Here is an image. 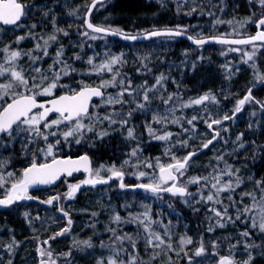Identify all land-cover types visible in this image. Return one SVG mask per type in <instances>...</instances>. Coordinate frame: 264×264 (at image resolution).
<instances>
[{
    "label": "trees",
    "instance_id": "trees-1",
    "mask_svg": "<svg viewBox=\"0 0 264 264\" xmlns=\"http://www.w3.org/2000/svg\"><path fill=\"white\" fill-rule=\"evenodd\" d=\"M92 1L93 0H53L51 6L48 3L47 5L43 4L32 8L27 18L25 17L26 19L23 22L24 28L19 32L26 37L25 49L28 50L32 45L34 46V44H37V42L42 45V38H46L44 35L49 36L58 34L57 42H51L53 45L48 49L50 56L44 58L43 62H50L52 60L51 57L55 55L58 48L63 46L64 52L62 58L71 63L78 72H84L87 69V58L94 57L95 62L100 61L98 56L100 48L102 49L101 53H104L103 58H105V52L110 55L122 54L126 63L124 70L121 72L123 75L126 74V76H129L134 86L143 83L144 80L147 81L145 77V79L141 77V71L150 68L152 69L150 73L148 71H145V73L157 77L160 74L164 75L167 73V76L165 75L167 79L163 81V90L166 96H168V94L179 93V96L185 99L190 97V92L194 90L193 93L191 92V97L197 98L212 92L211 94L216 96L218 103H215L212 110H208L206 113L209 115V113L212 112L217 119H220L222 115L225 114L232 116L236 102L239 100L238 98L241 97L240 99H242L248 93L249 89H251L252 96L255 100L264 103V83L254 88L262 82V80H259L257 77L264 76V46L257 44V48L260 47V49L256 51L253 60L248 63H244L235 55L229 56L228 59L222 57V50L226 45L216 44L200 47L203 50L204 57L199 61L198 67H193L195 64H193L192 58H189L188 64L184 59V63L178 64L180 60L177 56L172 57L173 60L171 63L169 60L170 58L165 55H161L158 60V58L154 57L155 54H157L156 49L151 48V54L148 55L149 53L147 54L144 48L149 47L155 40H158V44L154 47L160 49L162 40L159 39L160 37L158 39L154 38L135 43H124L117 39L107 37L114 45H103V41H92L80 37V27L84 25L83 15L85 16L88 6ZM110 1L104 6L103 11H98V13L95 12L92 15L93 23L99 26H110L113 29H120L126 34L133 35L164 29V27L176 28L177 26L186 27L190 35H195L197 33L204 37L218 35L215 33L216 29H212L211 27L208 29V23H210V21L206 19L208 17L215 18L219 16L222 6L225 9V14L228 15L227 18L233 20L249 17V19H252L255 23L259 17L264 15V8L259 5L257 0H252L251 3L249 0H186V2L185 0ZM193 7L196 8L195 12L191 11ZM189 12H191L190 15L186 14ZM209 12L215 15L210 16L208 15ZM45 13H47V15H45ZM55 14L57 17H55ZM244 14L247 15L244 16ZM53 22H55L56 28L63 29L68 35L64 36L62 33H56ZM56 24L58 26H56ZM32 25H35V28H33ZM253 28H255V25L252 29ZM200 29H202L201 32ZM11 40L12 39L8 37L0 40V48L3 45H7ZM88 41H92L95 48H90ZM177 42V45L170 44L169 46L172 47V45H174L175 47L183 49L185 47L189 49H199V47L191 46L184 39H178ZM81 45H83V48ZM132 51L135 52L133 53ZM76 54H79L83 60H75ZM135 56H139L140 60H135L137 58ZM141 61L147 64L148 69L141 67ZM29 63L30 61L27 57H24L21 62H19L20 66L24 68H27ZM161 63L163 65H161ZM127 65H129V67H127ZM226 65L229 66L226 67ZM164 67H167V69ZM129 69H131V73ZM137 69H139V71ZM163 70H165L164 73H161ZM178 71L180 72L178 73ZM201 72L204 77L201 75ZM28 74L31 75V73ZM65 78L68 79L70 84H74V87H78L77 81L80 79H84L88 82L99 81V78L96 76H80L76 74ZM217 78L219 79L217 80ZM177 80L178 82L180 81V85ZM196 80L198 81L196 82ZM192 84L196 85L197 89L196 86H192ZM184 85L187 86L185 87ZM181 88L189 93L187 92L188 94L186 93L184 95L185 90L182 92ZM110 90L112 91L113 89ZM235 90L237 93L233 94ZM193 94L197 95L193 96ZM228 101H230V103ZM231 101L236 102L232 103ZM173 102L175 103L178 101ZM157 107V110H162L163 104L159 103ZM150 122L151 117L146 116L145 112L141 115H136L133 127L136 136L135 140L124 138L125 136L120 132H115L111 134V136H107L99 141L96 140L94 143L91 138H88L87 142H82L80 144H76L73 140L67 148L61 143L56 151V157L68 155L77 156L85 153L90 157L93 167H98L100 164L106 166L115 164L119 167L124 160L129 158L132 147L138 146V155L142 161L150 160L155 162L156 157L164 160L162 159L164 156V147H162V143L152 138L146 128V125ZM223 123L225 125L221 124L217 127V130L220 132V137L209 145L207 149L202 148V144L212 139V133L207 128L203 119H198L194 128L189 126L192 129L188 128L189 130L187 132H182L181 129L169 130V128H166L165 130L171 131L173 135H177L181 141H187L186 147L181 146V144L177 145L175 150L177 157L183 158L189 152H198L204 149L199 156L192 157L191 161L195 162V165L188 168L186 173L187 177L207 175L212 171L213 167H225V162L227 165L231 166L234 176H225L223 179L225 181L232 179L233 182H235V179L238 177L240 179V185L235 188V191L221 193L220 198L225 206L231 204V201L227 199L228 196H231L233 200L236 201L234 207H229V214L235 219L236 209L242 210L245 205L252 203L250 197L245 196L244 193L255 192L257 199L260 198L261 193L260 189L256 187V181L264 182V110L261 108L260 104L249 102L243 106L241 112L235 114L233 119L227 120V122L223 121ZM151 126L152 128H157L154 123ZM186 126L187 125H183L184 128H186ZM225 128L227 131H224ZM165 130H158L157 134H162ZM90 136L92 135H88V137ZM238 136L241 137L239 140L237 139ZM4 138H6V136H2L0 139ZM53 138L56 139V137H51L49 140ZM29 140L33 142L29 143ZM6 142L5 148L0 151V155L3 156H0V161L2 159V163H6V167H4V171L0 170V172L7 173L11 171L16 176H19L25 168L30 166L33 161V153L36 152L38 148L45 146L44 141L35 137H29L27 132H20L18 135H14L12 138L7 139ZM130 142L134 144L131 146ZM121 143L124 146H122ZM114 144L116 146L115 148ZM241 144H243V147H241ZM126 146L129 148L127 149ZM158 147L160 148L158 149ZM218 156H223L224 160L218 162L215 159V157ZM37 162H43L42 154H37ZM131 162L134 163L132 160ZM141 168H144L142 164L139 170H141ZM128 170L129 178L125 181V185L129 187L125 189H121L113 180L109 184L102 185L103 187H85L80 190L76 194L75 199L71 201L64 202L61 193H58L56 196L61 197L58 202H54L52 205L41 203V201H45L43 194L47 191L60 188L59 190L64 192L66 183L77 177L74 176L63 179L57 187L51 189L32 190L33 195H35V197L33 196L34 199L22 200L10 205L8 208L0 210V236H2L0 237V244L3 245L0 246V264H9V261H11V264H33V261L38 259L37 249H39V243H44V241L48 240V244H50L51 248L59 253V258H61L60 264H97L98 260H106V258L112 254L109 248L100 247L102 241L105 244H110L112 242L110 240L111 233L107 231L109 227L117 228L118 231L122 229L121 234L126 232L134 238L137 237V232H140V237L136 238L135 252H133L131 244L128 241L124 242L123 247L127 249L129 254H138L139 261L142 262V264H178L179 260L188 264V257L192 254L191 249L197 248L200 243H203L206 249L209 245H212L213 242L218 244L227 242L229 245L231 244L230 242H234L235 240H233L232 236L228 235L244 228L241 221L246 216L242 215L241 219L235 221V223L224 221L225 227L220 228L216 226L214 227V231L209 232L207 230L210 226L208 217L212 214L207 211V208L212 205L193 203L192 206H188L182 202L180 197H173L167 193H161L160 196L162 198H158L150 193H146L142 189H134L132 186L146 181L137 182L133 178V173L137 171L136 168L129 166ZM197 187V185L189 186V190L194 192ZM261 187H264V184H262ZM206 194L207 192H205V195ZM3 196L4 189H0V197ZM145 204L150 207L154 220H160L165 225H169V222H171L169 225L170 240L167 236H163L164 228L161 225H153L154 230L163 236L166 244L170 243L172 245L171 250L166 246H161V248L147 247L144 239L146 234L142 232V229L138 225H116L112 223L111 217L115 213H119L122 217L127 218L129 213L138 214L143 212V205ZM169 204H171L172 207H169ZM126 205L128 207H125ZM61 207L64 211L69 213V217L72 220L70 231L62 236H56L55 239H49L65 228L67 223L68 218L64 217L59 210ZM215 207L219 209L221 206L215 205ZM194 209H199V211H194ZM93 213L97 215L94 216L92 215ZM25 214H27V216ZM211 223L214 224V221ZM90 225H94V227ZM185 236L191 237L193 243L189 246H183L182 250L180 239ZM255 238L257 239L256 245H259V247L251 249L253 256L251 264H264L262 260L264 258V240L261 241L258 237ZM13 241H15V243H13ZM77 241H90L92 247H87L82 244L78 245L76 243ZM10 243L13 244L12 247L14 248L12 252L9 250L6 251L7 248L6 250L3 249L4 245L7 247ZM117 247H120V245L117 244ZM236 248L237 249H234V254L238 253L237 260L243 261L247 259L248 254L240 250V247ZM26 253H28V255ZM65 253H70V255L65 258ZM185 253H187V255H185ZM154 255L156 258L152 259ZM127 258L128 256L125 255L124 259Z\"/></svg>",
    "mask_w": 264,
    "mask_h": 264
},
{
    "label": "snow or ice",
    "instance_id": "snow-or-ice-1",
    "mask_svg": "<svg viewBox=\"0 0 264 264\" xmlns=\"http://www.w3.org/2000/svg\"><path fill=\"white\" fill-rule=\"evenodd\" d=\"M186 2V0H185ZM251 3L252 0H249ZM262 8H264V0H257ZM103 4V0H95V2L89 5V12L86 14L90 16L91 10L96 7V4ZM29 6L24 4L22 0H0V24L9 26H19L22 19L27 15ZM192 12L196 11V8L191 9ZM222 11V9H221ZM188 15L191 12L186 13ZM47 15V13H45ZM208 15L214 16L215 14L209 12ZM240 22L241 26L244 23ZM88 31H84L82 36L87 37L89 40L95 41L102 39L107 35H118L126 40H138V39H150L152 37H180L185 36L186 39L192 41L197 46H201L205 43L216 42L219 44L229 45H252L251 52H244V56L247 57L244 63L253 60L256 54L257 42L261 46H264V16L255 21L257 32L254 36H248L241 39H228L227 36H211L204 37L197 33L195 35H189L188 29L183 26H177L176 28H165L162 30H154L150 32L142 33L141 35L125 34L120 29H113L112 27L94 25L90 19L84 21ZM227 23L230 26L232 21H223L219 18L215 19L212 27ZM55 28V22H53ZM35 28V25H32ZM235 31V29H234ZM56 33H62L67 36L68 33L63 29L55 28ZM102 34V35H94ZM227 35H232L229 33ZM25 36L17 37L15 43L19 44L24 40ZM43 39V44L39 42L35 45L34 49L27 52L14 49L11 45H5L0 48V135L12 138L14 135H18L20 132H27L29 137H35L44 141V147L38 148L33 153V161L29 167L25 168L19 176H16L13 172L7 173L0 172V189H4V196L0 198V206L8 207L15 202L22 200H32L33 196L29 194V189L38 185L53 184L62 175L72 176L75 172L83 171L87 174L86 178L77 184H70L69 190L65 194L67 199H72L74 194L85 185L95 187L99 184H109L113 179L118 180L119 187L125 189L129 187L123 182L126 172L123 170L126 166H131L137 169L133 173L138 180H147L148 182L139 183L132 186L134 189L139 188L146 193H150L153 196L162 198L161 193H167L173 197H180L182 202L188 206L195 204H210L212 206L207 208V211L212 215L208 217L210 226L208 231H214V227H225L224 221L235 223L241 219V216L251 215L250 227L253 230H257L259 233H264V187H261L264 182L256 181V187L260 189V198L257 199L255 192H246L245 196L250 197L252 203L245 205L244 208L236 209L235 219L229 214V207H234L236 201L231 196L227 199L231 201V204L225 206L220 196L221 193L235 191L236 187L240 185V179L237 177L235 182L232 179L225 181L223 177H233L234 172L230 165L225 162V167L220 168L218 166L213 167L207 175L189 176L185 179L189 162L192 157L197 155L195 151L189 152L183 158L177 157L171 152V147L166 148L165 156L169 157L168 162H162L159 157L155 158V162L150 160L140 161L138 158V147H133L129 153V159L124 160L123 163L117 167L115 164L106 166L104 164L98 167H93L88 155L80 156L78 159H60L56 158L55 150H58V146L61 143H68L74 140L76 144H80L85 138L88 137V133H94L97 138L103 139L108 135L106 130L97 132V125H103L107 122L111 127L114 124H119L122 128H127V139L135 140L134 129L127 127L129 119L135 111H152L151 98L149 93L154 92L157 86L163 87V81L167 79L166 76L161 74L155 78V82L149 85L147 81L139 85H133L130 78L125 75H121L118 65L123 66L126 61L123 59V55H110L105 52V59L99 63L95 62L94 57H89L86 60L89 66L84 72H78L71 63L63 60V46H60L55 52V56L51 57L52 63L45 70L38 66V62L44 58L49 57L50 42L55 43L58 40L56 34L49 35L46 39ZM91 45H89L90 47ZM83 48V45H81ZM229 51H240L238 48H231ZM34 52H39L41 55H33ZM24 57H27L30 61L27 68L20 66L19 61ZM147 59V58H145ZM75 60H83L79 55H75ZM58 66V67H57ZM141 66L147 68V64L141 61ZM254 67V65H253ZM139 71V69H138ZM150 72L151 69L149 68ZM28 73H31L29 75ZM108 77L105 78V74ZM73 74L80 76H96L99 81L88 82L84 79L77 81L78 87H73L68 83H62L64 77L72 76ZM119 77V79H118ZM259 80L264 81V76H258ZM118 89L115 93H111L108 89ZM59 89H65L62 94H57ZM43 97L44 99H40ZM128 97V99H125ZM94 99L97 101L94 103ZM164 105L163 110H155L153 112L151 122L146 125L149 135L159 141H169L173 133L171 131H163L162 134H157V130L152 128V124L161 125L162 128H166L169 123L180 126L184 132L189 129L183 127L182 122H186L188 125L193 126L198 117L193 115L190 119H186L183 115L176 116L177 111L190 108L193 106L204 105L206 102L218 103L216 96L211 93H206L197 98H191L184 101L179 94H169L167 98L159 97ZM178 101V102H173ZM248 102H254L260 104L264 109V103L255 100L252 96L251 89L248 93L236 102L233 109L232 116L225 114L222 119H212L211 117H199V119H205L207 128L212 133V139L207 140L202 144V148L207 149L217 138L220 137V132L213 126H219L223 121L233 119L236 113L241 112L243 106ZM116 105L121 106L120 111H107V109L114 108ZM132 105L124 113L126 106ZM105 109L106 111L101 113L99 109ZM224 131H227L225 128ZM49 137H56L55 142H50ZM241 137H237L239 140ZM29 140V143H32ZM181 146H187V141H178ZM173 147L175 145H172ZM243 147V144H241ZM37 154H42L47 160L48 157L52 159L48 162L37 163ZM136 157V163L131 162V158ZM218 162L224 160L223 156L215 157ZM141 164L145 169H152V172L139 170ZM6 167V164L0 162V169ZM238 171V169H237ZM190 185H197L196 191H190ZM205 192L207 194L205 195ZM198 197V198H197ZM61 199L60 196H52L47 201H41L52 205L54 202H58ZM243 199V198H241ZM215 205H220L218 209ZM172 207L171 204L168 205ZM125 207H128L127 205ZM144 211L138 214L129 213L127 218L122 217L119 213H115L112 217V223L116 225L121 224H134L138 225L144 234L146 246L149 248H161L166 246L171 250L172 245L165 242L163 236H167L171 239L169 232V225H165L160 220H154L152 217L151 209L148 205H143ZM64 217H67V227L57 232L55 236L49 239H55L56 236H62L70 231L72 220L69 217V213L64 211L61 207L59 209ZM199 211V209H194ZM27 216V214H25ZM92 215H97L93 213ZM214 221V224L211 223ZM247 223V220L244 221ZM159 224L164 228L163 236L154 230L153 225ZM94 227V225H90ZM111 233L110 244H105L103 241L100 244L101 248H109L111 255L105 259H100L97 264H142L139 261L138 254H129L127 249L123 247L125 241L130 242L133 252L136 249V238L140 237V232H137V237L124 232L121 234L122 229L118 231L117 228L109 227L107 229ZM240 235L245 238L243 247L248 253L247 259L238 261L235 259V254L232 250L236 249V244H229V254L219 255L220 245L213 242L211 245L212 255L217 256L216 264H251L253 256L251 249L259 247L254 242L249 243L251 240V233L247 230L242 231ZM15 243V241H13ZM45 244L48 241H44ZM78 245L82 244L87 247H92L90 241H77ZM193 240L191 237H181L180 244L182 246L191 245ZM239 243V242H238ZM117 244L120 247H117ZM13 244L7 245V250L11 251ZM39 254L42 257L40 264H57L53 258V253L46 249H39ZM207 252L203 243L193 252V255L188 257V264H192L194 257H201ZM70 253H65L64 257L67 258ZM127 255L128 258L124 259ZM187 255V253H185ZM47 257V259H43ZM154 255L152 259H155ZM11 264V261H9Z\"/></svg>",
    "mask_w": 264,
    "mask_h": 264
},
{
    "label": "rangeland",
    "instance_id": "rangeland-1",
    "mask_svg": "<svg viewBox=\"0 0 264 264\" xmlns=\"http://www.w3.org/2000/svg\"><path fill=\"white\" fill-rule=\"evenodd\" d=\"M34 1V0H33ZM49 1H51V0H49ZM225 1V0H224ZM109 1H107L106 3H103V4H99V5H97L96 7H95V10L93 11V13H92V15L95 13V12H97L98 13V11L99 12H101V11H103V9H104V6L108 3ZM41 4H43V3H41V2H39V0H36V1H34L31 5L29 4L28 6H29V9H28V12H27V15L25 16L26 18H27V16H28V14H29V12H30V10L32 9V8H34V7H36V6H39V5H41ZM53 4V0L51 1V3H50V6ZM260 5V4H259ZM221 9H222V11H221ZM221 9H220V14H219V16H217V17H215V18H213V17H208L206 20L207 21H210V23H208V29H209V27H211L212 29H214V28H216L217 30L215 31V33H218V32H220L219 33V36H221V35H224V36H228V37H247V36H251V35H253V31H252V27H254V25H255V23L252 21V19H249V17H246L245 19H237V20H233V19H229V18H227L228 17V15H226L225 14V9H224V7L222 6L221 7ZM86 14V13H85ZM24 17V18H25ZM84 15H83V19H84ZM25 18V19H26ZM217 18H219V19H221V20H223V21H232L233 23H232V25L230 26L229 24H227V23H223V24H220V25H217L216 27H212V24H213V22H214V20L215 19H217ZM25 19H24V21H25ZM240 20V21H239ZM251 21V22H247V23H244L243 24V26H241V23L240 22H244V21ZM23 21V22H24ZM22 22V23H23ZM252 24V25H251ZM205 27H206V25H205ZM24 28V26H23V24H19V26H16V27H11V28H6V27H4V26H2L1 24H0V40H3V39H5V38H9V39H12L7 45H11L12 46V48H14V49H20V50H23V51H25V52H27L28 50H31V49H34V47H35V45L36 44H34V46L32 45L28 50H26L25 48H26V46H24L26 43H25V39L24 40H22L19 44H16L15 43V41H16V39H17V37H19V36H23V34H21V33H19L20 31H21V29H23ZM207 28V27H206ZM234 29H235V31H234ZM80 30H81V36L80 37H82V38H84V39H88L87 37H84V36H82V33L84 32V31H88L87 29H86V27L83 25V26H81L80 27ZM211 30V29H210ZM202 31V29H200V32ZM212 31H214V30H212ZM229 33H232V35H227V34H229ZM56 35H58V34H56ZM95 35H97V34H95ZM44 37H48V36H45L44 35ZM45 38V39H46ZM14 39V40H13ZM158 39V38H157ZM159 39H162L161 40V48L160 49H157V48H155L154 46L156 45V44H158V40H155L154 42H153V44L152 45H149V47H145L144 48V50H146L145 52H147V53H149L148 55H150L151 54V51H152V49H156L157 50V54H155V56L154 57H156V58H158V60H159V57L161 56V55H165L166 57H169L170 59V63H171V61L173 60V56H177L178 58H179V62H178V64H180V63H182L183 62V59L186 61V63L188 64L189 63V58H192V62H193V64H195V65H193V67H195V66H197L198 67V63H199V61L200 60H202L203 59V57H204V53H203V50L202 49H189L188 47H185L184 49L183 48H180V47H175L174 45L171 47V46H169L170 44H175V45H177V41H178V38H175V37H172V38H170V37H161V38H159ZM98 41H103L102 42V44L103 45H114V43L112 42V41H110V40H108V38L106 37V36H103V38L102 39H97ZM168 42H167V41ZM173 41V42H172ZM89 42V44L91 45L90 46V48H95V46L93 45V42L92 41H88ZM125 43V42H124ZM170 43V44H169ZM50 44L51 45H53L51 42H50ZM164 44V45H163ZM5 45H3V46H1V48H3ZM168 46H169V48H168ZM245 46H247V45H243V46H230V45H226V47L222 50V52H223V54H222V57H226L227 59L229 58V56H231V55H235V56H237V57H239L240 58V60L241 61H243L244 62V60H246L247 59V57H245L244 56V52H251L252 51V49L253 48H251V47H253L252 45H248L247 47H245ZM241 47H245L246 49H242ZM152 48V49H151ZM188 48V49H187ZM231 48H238V49H240V51H229V49H231ZM134 49V48H133ZM260 49V47H258L257 48V50H259ZM100 51H99V60L101 61V60H103V59H105V58H103V55H104V53H101L102 52V49L100 48L99 49ZM256 50V51H257ZM135 52V51H134ZM1 56L3 55V53H1L0 54ZM33 55H41L39 52H34L33 53ZM55 56V55H54ZM53 56V57H54ZM135 57H137L135 60H140V57L139 56H135ZM255 57V56H254ZM253 57V58H254ZM102 58V59H101ZM63 60H65L64 58H62ZM98 59V58H97ZM100 61H98L97 63H99ZM19 62H21V60L19 61ZM249 62V61H248ZM46 63V64H45ZM43 62V60L42 61H40V62H38V66H40V67H42L43 69H47L48 68V66L52 63V60L49 62ZM184 63V62H183ZM229 65H226V67H228ZM58 67V66H57ZM88 67L89 66H87L86 68L88 69ZM119 69H120V72L122 71V70H124V67H125V64L123 65V66H120V65H118L117 66ZM127 67H129V65H127ZM142 67V66H141ZM144 69H146V68H144ZM143 69V70H144ZM148 69V68H147ZM152 70V69H151ZM146 71V70H145ZM148 71V70H147ZM149 72V71H148ZM121 75H123V73L121 72ZM144 75V76H143ZM161 75V74H160ZM160 75H158V76H160ZM108 76V74L106 73L105 74V78ZM143 76V77H142ZM164 76H165V74H164ZM167 76V75H166ZM128 78H129V76H127ZM141 77L142 78H146V80L148 81V84L149 85H152V84H154V82H155V78L157 77V76H153V75H150V74H147L146 75V73L144 72V71H141ZM149 77V78H148ZM151 77H153V79L152 80H150L151 79ZM118 79H119V77H118ZM62 83H68V84H70L69 83V81H68V79H66L65 77H64V79L62 80ZM70 85H72L73 87H74V84H70ZM158 88V89H157ZM157 88H156V90L154 91V92H151V93H149V96H150V98H151V109H152V111H135V112H133V114H132V116L130 117V119H129V123H128V125H127V127H134V121L136 120V115L138 116L139 114L141 115L142 113H144L145 112V114H146V116H150L151 118H152V115H153V112L155 111V110H157V105H159V103H162L161 102V100L159 99V97H164L165 99L167 98V96H166V94H165V92H164V90H163V87H160V86H157ZM110 89H113V88H110ZM110 89H108V90H110ZM65 91V89H59L58 90V92H57V94L59 93V94H62L63 92ZM116 91H118V89H113L112 91L110 90L109 92H111V93H115ZM176 94H179V93H176ZM169 95V94H168ZM181 97V96H180ZM192 97H188V98H185V99H183L184 101H187V100H189V99H191ZM193 98H195V97H193ZM40 99H44L43 97H41ZM125 99H128V97H125ZM152 102H154V103H152ZM213 105H215V103H211V102H206L204 105H200V106H193V107H190V108H186V109H182L181 111H177L176 113V116H181V115H183L186 119H190L193 115H196L197 117H198V119H199V117H205V119L207 118V117H211L212 119H217V117H215L214 116V114L211 112V113H209V115L206 113L208 110H212V108H213ZM120 107V108H119ZM130 107H133L132 105L130 106ZM129 106H126L125 108H124V112L126 113L127 111L126 110H128L127 108H130ZM119 108V109H118ZM163 108H164V105H163ZM163 108H162V110H163ZM115 109H116V111H118V110H120L121 109V106H119V105H116L114 108H110V109H107V111H115ZM118 109V110H117ZM189 109H191V110H189ZM193 110H194V113L193 114H191L192 112H193ZM99 111L101 112V113H103V112H105L106 110L105 109H99ZM199 112V113H198ZM201 112V113H200ZM198 114L200 115V116H198ZM203 115V116H202ZM223 116L224 115H222V117L220 118V119H222L223 118ZM198 119H197V121H198ZM205 119H204V122H205ZM197 121H195L194 122V126H196L195 125V123L197 122ZM183 123V125H187L186 126V128L188 129H192L193 128V126H191V127H189L190 125H188L186 122H182ZM206 124V123H205ZM207 125V124H206ZM155 127H157L156 128V130L158 131V130H165L166 128H169V130H173V129H181L182 130V128L180 127V126H177V125H174V124H171V123H169L168 125H167V127L166 128H162V126L161 125H158V124H156V126ZM214 128H216L217 129V127L218 126H216V125H214L213 126ZM147 128V127H146ZM126 129V130H125ZM155 129V128H154ZM102 130H106L107 132H108V135H106V136H104L103 138H105V137H107V136H111V134H113V133H115V132H122L121 134H123L125 137L124 138H126V136H127V128H122L119 124H114V125H112L111 127H109L108 126V124H107V122H105L103 125H97V127H96V131L97 132H99V131H102ZM165 131H167V130H165ZM182 132H184L183 130H182ZM88 135H92V136H90L89 138H91L92 139V142L94 143L96 140H101L100 138H97V136L94 134V133H88ZM49 138H51V137H49ZM7 139H9L7 136H6V138H4V139H0V151H2V149H4L5 148V144H7ZM87 139L88 138H85L82 142H87ZM127 139V138H126ZM173 140V142H172V140ZM169 141H160L162 144V147H164L163 149V153H164V156L162 157V159H164V160H161L162 162H168V159H169V157L168 156H165V150H166V148H169V147H171V152L173 153V154H175V150H176V147H177V145H180V143H178V141H181L179 138H178V136L177 135H173L172 136V138H171ZM55 140L56 139H51L50 140V142H55ZM176 140V141H175ZM159 141V140H158ZM71 142H73V140H70L68 143H62V144H64L65 146V148H67L68 147V145H70L71 144ZM81 142V143H82ZM9 143V142H8ZM170 143H172V144H170ZM10 144V143H9ZM61 145V144H60ZM172 145H175L174 147L172 146ZM91 146H93V145H91ZM56 151L57 150H55V155H56ZM176 155V154H175ZM1 157H3L2 155H0ZM42 158H43V162H47V161H49V160H51L52 159V157H48L47 158V160H45V158H44V156L42 155ZM138 158H139V155H138ZM127 159H129V158H127ZM131 160L134 162V163H136V161H137V158L136 157H133V158H131ZM139 160L142 162V160L139 158ZM0 162H2V159H1V161ZM42 162V163H43ZM38 163V162H37ZM4 164H6V163H4ZM101 165V164H100ZM192 165H195V162H190V166H192ZM107 166H109V165H107ZM96 167V166H95ZM94 167V168H95ZM118 167V166H117ZM129 166H126L125 168H124V171H126V175L124 176V180H123V182L124 183H126L125 181L129 178V177H127L128 176V174H129ZM0 170H2V171H4L5 169L4 168H2V169H0ZM141 170L142 171H148V172H152V169H145V168H141ZM75 176H77L76 178H74L73 180H71L70 182H67L66 183V189H65V191L64 192H62L61 190H59L60 188H58L57 190H50V191H47V192H45L44 194H43V196H44V199H45V201H47L50 197H52V196H56L58 193H61V195H62V197H63V201L64 202H67V201H71L72 199H75V197H76V194H77V192L74 194V197L72 198V199H67L66 197H65V194L68 192V190H69V185L70 184H77V183H79L80 181H82L83 179H85L86 178V175H75ZM74 177V176H73ZM137 182H142V181H146V182H148L147 180H138L137 178H136V176L134 175V177H133ZM187 178V174H186V176H185V179ZM114 183L115 184H117V185H119V181L118 180H115L114 179ZM58 186V185H57ZM56 186V187H57ZM98 185H96L95 187H97ZM190 186H193V185H190ZM90 187H92V186H90ZM29 194L31 195V196H34L35 197V195H33V193H32V189L30 188L29 189ZM0 198H3V197H0ZM19 202V201H18ZM15 203H17V202H15ZM15 203H13V204H15ZM12 204V205H13ZM103 210V209H102ZM62 215V214H61ZM251 215L252 214H250V215H248V216H246L242 221H241V224L244 226V228L242 229V230H238V231H236L235 233H238V234H235V233H230L228 236H232L233 237V240H235L234 242H230L231 244H236L237 245V247H240V250H243L245 253H247L246 251H245V249H244V247H243V243H244V240H245V238H243L241 235H240V233L242 232V231H245V230H247V231H249L250 233H251V240L250 241H248L249 243H252V242H254L255 244H257L256 242H257V239L255 238V237H258L261 241L262 240H264V233H259L257 230H253L251 227H250V224H251ZM245 220H247V223H245L244 221ZM68 225H67V223H66V225H65V227H67ZM1 230V229H0ZM239 242V243H238ZM40 246H39V248L40 249H45L46 248V250H51L52 252H53V258L56 260V262H57V264H60V259L61 258H59V253H57V252H55L52 248H51V246H50V244H45V243H40L39 244ZM220 245V248H219V255H228L229 254V247H228V244H227V242H223V244H219ZM42 246V247H41ZM189 246V245H188ZM6 245H4V247H3V249L4 250H6ZM191 248H193V247H191ZM14 248H12L11 249V251L13 250ZM195 249L196 248H194V249H191V251H192V254H191V256L193 255V252L195 251ZM237 249V248H236ZM39 250V249H38ZM208 252H206V254L205 255H203V256H201V257H194L193 258V262H192V264H216V261H217V259H218V257L217 256H213L211 253H212V248H211V245H209L208 246V248L206 249ZM6 251H8V250H6ZM233 252H235V250H232ZM38 252V259L37 260H34L33 261V264H40V261H41V259H42V257L40 256V254H39V251H37ZM10 254H11V252H10ZM248 254V253H247ZM190 257V256H189ZM237 258H238V253H236L235 254V259L237 260ZM43 259H47V257H43ZM263 261H264V258L262 259ZM264 263V262H263ZM178 264H187V263H185L184 261H182V260H179V263Z\"/></svg>",
    "mask_w": 264,
    "mask_h": 264
},
{
    "label": "water",
    "instance_id": "water-1",
    "mask_svg": "<svg viewBox=\"0 0 264 264\" xmlns=\"http://www.w3.org/2000/svg\"><path fill=\"white\" fill-rule=\"evenodd\" d=\"M106 1H108V0H103V3L104 2H106ZM95 2V0L94 1H92V3H90V5L91 4H93ZM97 5H99V3H97L96 4V6ZM95 10V8H93L92 10H91V14H90V16H87L86 14L89 12V7H88V10H87V12H86V14H85V19H90V21H91V16H92V13H93V11ZM85 19H84V21H85ZM92 22V21H91ZM93 23V22H92ZM94 24V23H93ZM84 25H85V23H84ZM95 25V24H94ZM4 27H13V26H15V25H9V26H5V25H3ZM86 27V26H85ZM87 29V28H86ZM257 29V28H256ZM88 30V29H87ZM158 30H162V29H158ZM154 31V30H153ZM150 32V31H149ZM257 32V31H256ZM100 35H102V34H100ZM139 35H141V34H139ZM254 35H256V34H254ZM254 35H252V36H254ZM107 37H112V38H114V39H117V40H120V41H123V42H127V43H132V42H142V41H146V40H149V39H143V38H141V39H138V40H135V41H133V40H126V39H123V38H121L120 36H118V35H107ZM248 37V36H247ZM153 38H156V37H152V38H150V39H153ZM179 38H182V39H184V40H186L188 43H190L191 45H194V46H197L196 44H194V43H192V41H190V40H188V39H186V37L185 36H180ZM228 39H241V38H246V37H227ZM211 44H216V45H229V44H219V43H216V42H209V43H205V44H203V45H211ZM257 44H259V42H257ZM202 46V45H201ZM233 46H242V45H233ZM264 83V81H262L259 85H257V86H255V87H258V86H260V85H262ZM93 102H96V100L94 99V101ZM264 110V109H263ZM3 135H0V138L2 137ZM204 151V149H202V150H200V151H198V152H196L197 153V155H195V156H199L202 152ZM83 155H87V154H81V155H77V156H60V157H57V158H60V159H73V160H76V159H78L80 156H83ZM194 157V156H193ZM90 158V157H89ZM79 175V174H84V175H86L87 176V174L85 173V172H83V171H80V172H75V173H73V175L72 176H74V175ZM72 176H66V175H62L58 180H56V182L55 183H53V184H48V185H38V186H35V187H31V189L32 190H42V189H50V188H54V187H56L60 182H61V180L63 179V178H65V177H67V178H70V177H72ZM102 185H104V184H99L98 186H102ZM88 186H90V185H85V186H82L78 191H77V193L80 191V190H82L83 188H85V187H88ZM9 207V206H8ZM8 207H4V206H0V210H2V209H5V208H8Z\"/></svg>",
    "mask_w": 264,
    "mask_h": 264
},
{
    "label": "bare ground",
    "instance_id": "bare-ground-1",
    "mask_svg": "<svg viewBox=\"0 0 264 264\" xmlns=\"http://www.w3.org/2000/svg\"><path fill=\"white\" fill-rule=\"evenodd\" d=\"M109 1H110V0H109ZM110 2H111V1H110ZM215 3H216V2H215ZM245 4H246V3H245ZM249 5H250V4H249ZM251 5H252V4H251ZM242 6H243V5H242ZM244 6H245V5H244ZM245 7H246V6H245ZM253 7H254V6H253ZM254 8H255V7H254ZM254 8H252V9H254ZM252 11H253V10H252ZM215 12H216V11H215ZM237 15H238V14H237ZM245 15H247V14H244V16H245ZM249 15H250V14H249ZM240 16H241V15H240ZM242 16H243V15H242ZM263 16H264V15H263ZM55 17H57L56 14H55ZM238 17H239V16H238ZM261 17H262V16H261ZM259 18H260V17H259ZM169 20H170V19H169ZM47 21H48V20H47ZM49 21H50V20H49ZM239 21H240V20H239ZM254 21H255V20H254ZM256 21H257V20H256ZM50 22H51V21H50ZM57 22H58V21H57ZM83 22H84V21H83ZM42 25H43V24H42ZM47 26H48V25H47ZM56 26H58V25L56 24ZM59 27H60V26H59ZM166 27H167V26H166ZM169 27H171V26H169ZM40 28H41V26H40ZM46 28H47V27H46ZM55 28H56V27H55ZM164 28H165V27H164ZM52 29H53V28H52ZM49 30H50V29H49ZM45 31H46V30H45ZM52 31H53V30H52ZM111 38H112V37H111ZM175 38H176V37H175ZM177 38H178V37H177ZM112 39H113V38H112ZM166 41H167V40H166ZM121 42H122V41H121ZM167 42H168V41H167ZM172 42H173V41H172ZM169 44H170V43H169ZM172 46H173V45H172ZM191 46H192V45H191ZM128 48H129V47H128ZM168 48H169V46H168ZM247 48H248V47H247ZM251 48H253V47H251ZM169 49H170V48H169ZM242 49H243V48H242ZM244 49H246V48L244 47ZM136 50H137V49H136ZM137 51H138V50H137ZM132 52H133V51H132ZM133 53H134V52H133ZM141 53H142V52H141ZM147 54H148V53H147ZM147 54H146V55H147ZM138 55H139V54H138ZM141 55H142V54H141ZM153 55H154V54H153ZM144 56H145V55H144ZM216 58H217V57H216ZM218 60H219V59H218ZM148 61H149V60H148ZM215 61H217V60H215ZM163 63H164V62H163ZM218 63H219V62H218ZM150 65H151V64H150ZM156 65H157V64H156ZM161 65H163V64L161 63ZM133 66H134V65H133ZM154 66H155V65H154ZM258 66H260V65H258ZM162 67H163V66H162ZM136 68H137V67H136ZM164 68L167 69V67H164ZM142 69H143V68H142ZM166 69H165V70H166ZM260 69H261V68H260ZM130 70H131V69H129V72H130ZM137 70H138V69H137ZM153 70H154V69H153ZM159 70H161V69H159ZM165 70H163V72H161V73H164ZM211 70H212V69H211ZM211 70H210V71H211ZM215 70H217V69H215ZM218 70H219V69H218ZM146 71H147V70H146ZM157 71H158V70H157ZM161 71H162V70H161ZM206 71H207V70H206ZM220 71H221V70H220ZM249 71H250V70H249ZM132 72H134V71H132ZM144 72H145V71H144ZM153 72H154V71H153ZM179 72H180V71H178V73H179ZM218 72H219V71H218ZM130 73H131V72H130ZM149 73H150V72H149ZM186 73H187V72H186ZM195 73H197V72H195ZM201 73H202V72H201ZM155 74H156V73H155ZM211 74H212V73H211ZM214 74H215V73H214ZM222 74H223V73H222ZM228 74H229V73H228ZM131 75H132V74H131ZM146 75H147V74H146ZM150 75H152V74H150ZM165 75H167V73H166ZM179 75H180V74H179ZM185 75H186V74H185ZM192 75H193V72H192ZM196 75H197V74H196ZM201 75L203 76V73H202ZM204 75H205V74H204ZM218 75H219V74H218ZM223 75H226V74L224 73ZM143 76H144V75H143ZM143 76H142V77H143ZM187 76H188V75H187ZM187 76H185V77H187ZM189 76H190V75H189ZM210 76H211V75H210ZM234 76H235V75H234ZM199 77H200V76H199ZM203 77H204V76H203ZM218 77H219V76H218ZM221 77H222V76H221ZM221 77H220V78H221ZM224 77H225V76H224ZM148 78H149V77H148ZM183 78H184V77H183ZM187 78H188V77H187ZM187 78H186V80H187ZM189 78H190V77H189ZM230 78H231V77H230ZM144 79H145V78H144ZM151 79H153V78L151 77ZM190 79H191V78H190ZM194 79H195V78H194ZM201 79H203V78H201ZM218 79H219V78H217V80H218ZM223 79H224V78H223ZM204 80H206V79H204ZM204 80H203V81H204ZM208 80H209V79H208ZM144 81H145V80H144ZM174 81H175V80H174ZM191 81H192V80H191ZM197 81H198V80H196V82H197ZM226 81H227V80H226ZM141 82H143V81H141ZM177 82H178V80H177ZM179 82H180V81H179ZM179 82H178V83H179ZM183 82H184V81H183ZM192 82H193V81H192ZM208 82H209V81H208ZM175 83H176V81H175ZM185 83H186V82H185ZM140 84H141V83H140ZM176 84H177V83H176ZM176 84H175V87H176ZM180 84H181V83H179V85H180ZM186 84H188V83H186ZM196 84H197V83H196ZM193 85H194V84H192V86H193ZM184 86H185V85H184ZM186 86H187V85H186ZM186 86H185V87H186ZM194 86H196V85H194ZM180 87H182V86H180ZM185 87H184V88H185ZM182 88H183V87H182ZM182 88H181V89H182ZM194 88H195V87H194ZM157 89H158V88H157ZM176 89H177V88H176ZM185 89H186V88H185ZM185 89H182V92H183V90H185ZM190 89H191V88H190ZM196 89H197V86H196ZM227 90H228V89H227ZM190 91H191V90H190ZM193 91H194V90H193ZM193 91H191V92L193 93ZM228 91H229V90H228ZM184 92H185V93H184V95H185L188 91L185 90ZM191 92H190V94L192 95ZM188 93H189V92H188ZM188 93H187V94H188ZM197 93H198V91H197ZM210 93H212V92H210ZM236 93H237V91L235 90V93L233 92V94H236ZM230 94H231V93H230ZM191 95H190V97H191ZM196 95H197V94H196ZM196 95L193 94V96H196ZM241 95H242V94H241ZM226 97H227V96H226ZM229 97H230V96H229ZM242 97H243V96H242ZM192 98H193V97H192ZM233 98H234V97H233ZM236 98H237V97H236ZM240 98H241V97H240ZM240 98H238V99H240ZM234 99H235V98H234ZM229 100H231V99H229ZM228 102L230 103V101H228ZM231 102H232V101H231ZM233 102H234V101H233ZM233 102H232V103H233ZM235 102H236V101H235ZM235 102H234V103H235ZM248 103H249V102H248ZM251 103H252V102H251ZM119 106H120V105H119ZM130 106H131V105H129V107H130ZM119 108H120V107H119ZM119 108H118V109H119ZM118 109H117V110H118ZM127 109H128V108H127ZM120 110H121V109H120ZM120 110H118V111H120ZM189 110H191V109H189ZM115 111H116V109H115ZM126 111H127V110H126ZM124 113H125V112H124ZM193 113H194V110H193V112H192L191 114H193ZM198 113H199V112H198ZM200 113H201V112H200ZM198 116H199V114H198ZM202 116H203V115H202ZM203 120H204V119H203ZM226 122H227V121H226ZM200 123H201V121H200ZM224 123H225V122H224ZM224 123H222V124L225 125ZM202 124H203V123H202ZM206 126H207V125H206ZM218 127H219V126H218ZM139 132H140V131H139ZM121 133H122V132H121ZM120 137H121V135H120ZM116 138H117V137H116ZM117 139H120V138H117ZM121 139H122V138H121ZM146 139H148V138H146ZM171 140H172V139H171ZM116 141H117V140H116ZM119 141H120V140H119ZM175 141H176V140H175ZM120 142H122V141H120ZM132 142H133V141H132ZM172 142H173V140H172ZM125 143H126V142H125ZM135 143H136V141H135ZM139 143H140V141H139ZM116 144H117V143H116ZM119 144H120V143H119ZM130 144H131V142H130ZM133 144H134V143H133ZM133 144H131V146H132ZM137 144H138V143H137ZM141 144H142V143H141ZM141 144H140V145H141ZM147 144H148V143H147ZM147 144H146V145H147ZM160 144H161V143H160ZM170 144H172V143H170ZM121 145H122V143H121ZM138 145H139V144H138ZM122 146H124V145H122ZM128 146H129V145H128ZM131 146H130V147H131ZM115 147H116V146H115V144H114V148H115ZM126 147H127V146H126ZM133 147H135V146H133ZM133 147H132V148H133ZM136 147H138V146H136ZM160 147H161V145H160ZM160 147H158V149H159ZM123 148H124V147H123ZM128 148H129V147H127V149H128ZM125 149H126V148H125ZM126 152H128V151H126ZM126 152H123V153H126ZM84 154H85V153H84ZM79 155H80V154H79ZM108 162H109V161H108ZM125 172H126V171H125ZM128 176H129V174H128ZM128 176H127V177H128ZM99 187H100V186H99ZM102 187H103V186H102ZM163 198H164V197H163ZM7 229H8V228H7ZM4 231H5V230H4ZM6 233H7V230H6ZM3 236H4V235H3ZM0 237H2V236H0ZM4 237H5V236H4ZM6 237H8V236H6ZM2 239H3V238H2ZM25 239H26V238H25ZM32 239H33V238H32ZM3 240H5V239H3ZM3 240H1V241H3ZM33 240H34V239H33ZM34 241H35V240H34ZM48 241H49V240H48ZM3 244H5V243H3ZM28 244H29V243H28ZM39 244H40V243H39ZM47 244H48V243H47ZM0 246H3V245L0 244ZM29 246H30V245H29ZM39 246H40V245H39ZM24 247H25V246H24ZM37 247H38V245H37ZM41 247H42V246H41ZM12 248H13V247H12ZM28 248H29V247H28ZM28 248H27V249H28ZM39 249H40V248H39ZM45 249H46V248H45ZM37 250H38V249H37ZM12 251H13V250H12ZM12 251H11V252H12ZM29 251H30V250H29ZM48 251H49V250H48ZM50 251H51V250H50ZM32 252H34V251H32ZM51 252H52V251H51ZM52 253H53V252H52ZM26 254L28 255V253H26ZM29 254H30V252H29ZM31 257H33V256H31ZM31 257H30V258H31Z\"/></svg>",
    "mask_w": 264,
    "mask_h": 264
},
{
    "label": "flooded vegetation",
    "instance_id": "flooded-vegetation-1",
    "mask_svg": "<svg viewBox=\"0 0 264 264\" xmlns=\"http://www.w3.org/2000/svg\"><path fill=\"white\" fill-rule=\"evenodd\" d=\"M34 1H36V0H34ZM34 1H33V0H22V2H23L24 4H26V5H29V4L31 5ZM51 1H52V0H51ZM51 1L39 0V2H41V3H43V4H46V5H47L48 3L50 4ZM104 3H106V2H104ZM43 4H41V5H43ZM260 18H261V17H260ZM24 19H25V18L22 19V21L20 22V24H23L22 22L24 21ZM92 22H93V21H92ZM94 24H95V23H94ZM1 25H2V24H1ZM95 25H97V24H95ZM2 26H3V25H2ZM98 26H99V25H98ZM13 27H16V25L13 26ZM6 28H7V27H6ZM8 28H11V27H8ZM214 29H216V28H214ZM216 30H217V29H216ZM252 31L254 32L253 35L256 34V31H257V29H256V24H255V28H253ZM219 33H220V32L217 33L218 35H212V36H219ZM125 34H126V33H125ZM97 35H100V34H97ZM189 35H190V34H189ZM106 37H107V36H106ZM209 37H211V36H209ZM227 37H228V36H227ZM110 38H111V37H110ZM176 38H177V37H176ZM178 39H182V38H179V37H178ZM185 41H186V40H185ZM189 44H190V43H189ZM190 45H191V44H190ZM192 46H193V45H192ZM203 46H206V45L195 46V47H199V49H201L200 47H203ZM230 46H233V45H230Z\"/></svg>",
    "mask_w": 264,
    "mask_h": 264
}]
</instances>
